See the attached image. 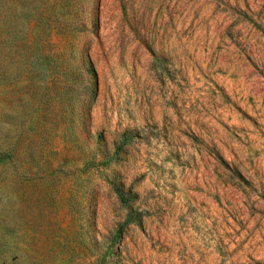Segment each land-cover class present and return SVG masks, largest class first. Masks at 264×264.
I'll list each match as a JSON object with an SVG mask.
<instances>
[{
	"label": "rangeland",
	"instance_id": "1",
	"mask_svg": "<svg viewBox=\"0 0 264 264\" xmlns=\"http://www.w3.org/2000/svg\"><path fill=\"white\" fill-rule=\"evenodd\" d=\"M0 264H264V0H0Z\"/></svg>",
	"mask_w": 264,
	"mask_h": 264
},
{
	"label": "trees",
	"instance_id": "2",
	"mask_svg": "<svg viewBox=\"0 0 264 264\" xmlns=\"http://www.w3.org/2000/svg\"><path fill=\"white\" fill-rule=\"evenodd\" d=\"M119 199H122V196H120ZM131 222H133V216H132V214H128V215H127V218L125 219V221H124V223H123V225H125V224H127V223H131ZM123 225H122V226H123ZM122 226L120 227L119 230L122 229Z\"/></svg>",
	"mask_w": 264,
	"mask_h": 264
}]
</instances>
